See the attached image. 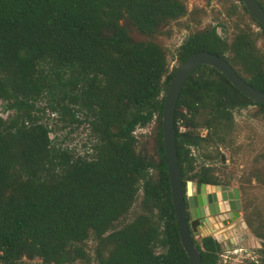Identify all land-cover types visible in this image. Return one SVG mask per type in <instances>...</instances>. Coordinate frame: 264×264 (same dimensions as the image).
Returning <instances> with one entry per match:
<instances>
[{"label": "trees", "instance_id": "trees-1", "mask_svg": "<svg viewBox=\"0 0 264 264\" xmlns=\"http://www.w3.org/2000/svg\"><path fill=\"white\" fill-rule=\"evenodd\" d=\"M238 1L260 32L240 29L228 42L216 25L207 26L188 34L175 56L180 65L197 51L213 52L264 91V50L256 44L264 26ZM185 11L182 0H0V105L11 111L0 115V264L23 257L39 264H187L161 134L163 97L177 67L168 72L165 51L131 35L132 28L153 32ZM249 105L264 110L210 65L188 75L174 113L183 187L193 168L190 145L222 141L232 110ZM199 110L205 136L180 131ZM46 111L85 123L90 152L57 145L41 120ZM154 116L152 156L134 130ZM207 170L200 182L217 184ZM139 191L142 212L116 226ZM89 237L92 256L84 247ZM191 238L200 264H217L220 242Z\"/></svg>", "mask_w": 264, "mask_h": 264}, {"label": "rangeland", "instance_id": "rangeland-1", "mask_svg": "<svg viewBox=\"0 0 264 264\" xmlns=\"http://www.w3.org/2000/svg\"><path fill=\"white\" fill-rule=\"evenodd\" d=\"M182 1L186 6L183 16L161 23L150 33L140 32L134 28L131 30L133 39L155 42L165 51L168 72L178 67L175 49L192 32L216 25L217 32L228 42L240 29L250 28L253 32H260V28L242 9L238 0ZM262 2L264 3V0ZM256 44L260 50H264V37L260 36ZM2 108L1 103L0 115L5 118L11 111H3ZM232 114L233 126L231 129L221 131L224 135L222 141L211 145L200 141L197 145H190L193 168L185 175L184 189L186 191V182L190 181L193 183V189L198 192L199 185L203 183L199 178L207 168V171H210L209 175L217 180V184H205L220 187V192L231 191L233 187H237L241 208L232 222L226 226L223 220H226V216L232 217L229 210L216 216L206 215L191 228V231L193 236L199 239L206 235L213 236L203 231L210 227L209 223L219 224L225 229L223 240L219 243L221 249L217 264H264V110L257 105H249L233 109ZM205 117V110H199L195 117L188 121V125L179 123V130L189 131L196 136H205L207 131ZM61 118L46 111L41 119L51 128L49 136L54 142L79 155L90 152L92 139L88 126L85 123L70 122L67 116ZM155 131V116L148 124L134 130L142 147L152 156L155 154ZM151 173L155 174V171L152 170ZM140 197L141 191L138 192L126 216L120 219L116 226L142 212ZM153 212L155 216L156 211ZM95 244L91 237L84 242L90 256ZM21 264H39V261L36 258L23 257ZM73 264L95 262L93 259L76 260Z\"/></svg>", "mask_w": 264, "mask_h": 264}, {"label": "water", "instance_id": "water-1", "mask_svg": "<svg viewBox=\"0 0 264 264\" xmlns=\"http://www.w3.org/2000/svg\"><path fill=\"white\" fill-rule=\"evenodd\" d=\"M241 1L249 13L264 26V9L260 6L258 1ZM200 65H210L216 68L243 95L264 104V91L251 86L242 79L223 57L205 50L197 51L189 55L177 67L166 87L161 117L162 144L165 153L171 202L177 223L180 243L188 258L187 264H200L201 260L200 252L193 244L191 238V228H194L195 224L204 219L207 214L216 216L229 210L232 212L230 214L232 217L226 216V220H223V224L226 226L228 222H232L233 218L237 215V211L241 208L240 194L237 187H233L231 191L220 192V195H217L216 192L207 191L205 187L208 185L204 182L199 185V191L196 192L195 189H193V183L187 181L186 193L183 190L176 151L174 113L183 83L188 75ZM219 198H221V200H219ZM185 201L188 205L190 219L188 218ZM212 237L218 242L223 240L219 239L217 236Z\"/></svg>", "mask_w": 264, "mask_h": 264}, {"label": "bare ground", "instance_id": "bare-ground-1", "mask_svg": "<svg viewBox=\"0 0 264 264\" xmlns=\"http://www.w3.org/2000/svg\"><path fill=\"white\" fill-rule=\"evenodd\" d=\"M205 189L209 192H216L217 195H220V188L218 187H214V186H206ZM210 227L208 229H204L203 231L204 232H209L211 234H213V236H217L219 237V239H223L224 237V231L225 229L224 228H221V226L219 224H210Z\"/></svg>", "mask_w": 264, "mask_h": 264}, {"label": "flooded vegetation", "instance_id": "flooded-vegetation-1", "mask_svg": "<svg viewBox=\"0 0 264 264\" xmlns=\"http://www.w3.org/2000/svg\"><path fill=\"white\" fill-rule=\"evenodd\" d=\"M183 190H184V192L186 193V191H185V189H184V187H183ZM186 200V199H185ZM186 202V201H185ZM186 208H187V214H188V218H189V210H188V205H187V202H186ZM207 215H209V216H212V215H210V214H207ZM190 219V218H189ZM228 222V221H227ZM229 223V222H228ZM228 223H227V225H228ZM221 242V241H220Z\"/></svg>", "mask_w": 264, "mask_h": 264}]
</instances>
